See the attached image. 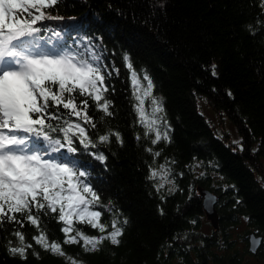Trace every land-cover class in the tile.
Instances as JSON below:
<instances>
[{"label":"trees","instance_id":"trees-1","mask_svg":"<svg viewBox=\"0 0 264 264\" xmlns=\"http://www.w3.org/2000/svg\"><path fill=\"white\" fill-rule=\"evenodd\" d=\"M47 11L64 19L46 20L40 27L61 32L62 42L73 46L91 37L111 73L105 83L113 114L106 116L89 101L96 127H89L88 133L96 147L85 150L77 142L72 161L88 173L100 196V205L92 210L102 212L101 222L110 223L117 213L128 221L119 245L106 240L99 251L87 252L80 244H63V225L49 213L41 217L49 242H60L82 264H264V241L254 254L246 236L264 235L261 0H59ZM41 35L57 39L48 32ZM133 70L145 85V72L152 79V95L162 100L164 109L156 114L157 127L168 132L169 140L153 145L154 133L144 135L134 107ZM204 106L212 109L215 119ZM153 107L151 98L146 99L149 118ZM218 116H228L236 125L241 144L232 139L228 123L216 125ZM110 131L119 132L123 142L111 136L109 142L99 143L98 136ZM94 153L106 159L102 162ZM162 164L171 170L174 184L157 191L160 181L150 179V171ZM200 186L219 194L218 228L207 220ZM74 224L89 235L99 234L86 224ZM243 224L235 236L236 227ZM16 230L33 245L26 259L8 251L9 241L18 244ZM37 234L27 222L23 228L0 225V264H66L64 257L35 244L32 237Z\"/></svg>","mask_w":264,"mask_h":264},{"label":"snow or ice","instance_id":"snow-or-ice-1","mask_svg":"<svg viewBox=\"0 0 264 264\" xmlns=\"http://www.w3.org/2000/svg\"><path fill=\"white\" fill-rule=\"evenodd\" d=\"M58 3L59 0H0V225L8 222L23 228L27 222L37 229L38 234L32 237L35 244L64 257L66 264H82L69 256L60 242H49L41 226L42 216L52 213L62 223L63 244H80L87 252L99 251L106 240L119 245L123 225L128 221H121L117 213L110 223L101 222L102 212L92 210L100 205V196L87 180L88 173L72 161V154L78 152L77 142L85 150L96 147L88 133L89 127H96L89 115V101L106 116L113 114L105 83L111 73L91 37L80 38L73 46L62 42L61 32L39 26L46 20L64 19L47 11ZM42 32L50 33L56 41ZM123 59L131 70L130 58L125 55ZM211 71L217 75L215 64ZM142 80L146 85L136 71H131L135 111L145 126L144 135L154 133L151 143L155 145L169 140L168 132L157 127L160 118L156 114L163 112V103L152 95L154 84L146 72ZM148 98L154 106L151 118L144 110ZM61 108L65 111L61 112ZM111 136L123 142L119 132L111 131L99 135L98 141L107 143ZM41 140L45 142L43 147ZM93 155L102 162L106 159L103 153ZM154 155L160 156V152ZM170 174L166 164L151 169L149 178L160 181L157 191L165 184H174ZM74 221L97 229L99 234L85 233ZM13 235L18 244L12 246L9 241V253L26 259L33 245L22 231L16 230Z\"/></svg>","mask_w":264,"mask_h":264},{"label":"water","instance_id":"water-1","mask_svg":"<svg viewBox=\"0 0 264 264\" xmlns=\"http://www.w3.org/2000/svg\"><path fill=\"white\" fill-rule=\"evenodd\" d=\"M199 192H200V196L202 197L203 208H204V211L208 219H210L213 225L216 228H218L219 227V213L216 207V204L219 199L218 194L202 186L199 187ZM246 236L249 242V250L253 253H257L263 244L264 235L261 233L250 232ZM253 248H255V251H252Z\"/></svg>","mask_w":264,"mask_h":264},{"label":"rangeland","instance_id":"rangeland-1","mask_svg":"<svg viewBox=\"0 0 264 264\" xmlns=\"http://www.w3.org/2000/svg\"><path fill=\"white\" fill-rule=\"evenodd\" d=\"M204 109L206 110L205 112L208 114V115H210L211 116V118H213V119H215L216 117H215V113L212 111V109L211 108H207L206 106H204ZM222 117H223V119H222ZM222 117H220V116H218V123L216 124V125H220L221 123L223 124L224 123V125L226 124V123H228V127H229V131H230V133H231V136H232V139L235 141V142H237L238 144H241V137H240V133H239V131H238V129H237V127H236V125L230 120V118L228 117V116H222ZM44 146V145H43ZM43 146H41V147H43ZM199 167H200V164L198 163L197 164ZM169 180H171V181H173L171 178H169ZM173 185V183H168V186L169 187H171ZM200 194V193H199ZM217 194H218V192H217ZM218 196H219V194H218ZM202 198V197H201ZM208 221H211L210 219H207ZM244 227H245V224H243L242 226H240V227H236L237 229H236V231L234 232V235L235 236H238V234H240L239 232H240V230L241 229H244ZM207 232L209 233L210 232V227H208L207 228ZM233 237V236H232ZM234 243H236V241H234ZM253 253V252H252ZM255 254V253H254ZM256 261V258H254V256L252 255L251 256V262H255Z\"/></svg>","mask_w":264,"mask_h":264}]
</instances>
